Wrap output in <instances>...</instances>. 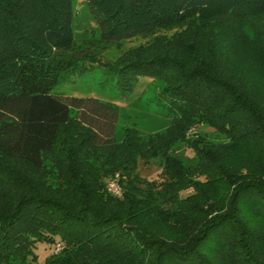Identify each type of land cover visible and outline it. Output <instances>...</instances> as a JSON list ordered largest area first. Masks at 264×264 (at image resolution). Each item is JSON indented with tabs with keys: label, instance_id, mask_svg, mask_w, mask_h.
<instances>
[{
	"label": "trees",
	"instance_id": "obj_1",
	"mask_svg": "<svg viewBox=\"0 0 264 264\" xmlns=\"http://www.w3.org/2000/svg\"><path fill=\"white\" fill-rule=\"evenodd\" d=\"M87 5L106 44L192 25L162 48L99 63L123 92L140 77L162 80L172 126L117 143L115 105L51 94L99 61L74 39L72 0H0V264H39L38 243L60 247L44 264H264V89L210 49L215 30L237 25L264 55V0ZM213 11L224 21L200 26ZM199 125L224 141L188 139ZM240 147L255 153L242 168L227 160ZM55 150L59 188L49 189L37 174ZM156 159L158 180L141 178L138 163ZM115 174L120 196L102 182Z\"/></svg>",
	"mask_w": 264,
	"mask_h": 264
},
{
	"label": "rangeland",
	"instance_id": "obj_2",
	"mask_svg": "<svg viewBox=\"0 0 264 264\" xmlns=\"http://www.w3.org/2000/svg\"><path fill=\"white\" fill-rule=\"evenodd\" d=\"M72 7L74 13V39L79 47L84 50L89 49L99 58V61L94 64L88 60L85 61L83 65L87 70L83 74L70 76L67 80L55 86L51 94L64 98H91L115 105L119 112L115 126L117 143L122 142L126 132H135L141 136L168 133L173 123V115L170 113L167 103L159 98L165 83L158 78L140 77L131 91L123 92L116 88L113 76L107 74L99 63H113L122 58L124 54L138 49H140V52L143 50L149 52L148 49L151 47H161L158 44L160 41H167V43L176 41L179 37L186 36L185 33L190 31L192 25L158 30L152 34L139 35L122 40L119 43L106 44L101 40V29L97 19L88 8L87 0H72ZM217 14L216 11L207 13L205 23L200 22L199 25L207 29V25L211 22L216 24L217 21H224L220 17L221 15L218 16L219 14ZM229 24L234 25L232 22H229ZM243 27L235 25L236 29L215 30L214 45L210 49H215L222 65L225 64L229 70L239 73L246 80L255 81L259 88L264 89V55L259 52L256 44L253 43L252 35L246 26ZM177 46L181 47L180 44H177ZM67 129L71 131L70 127ZM186 137L188 139L210 138L212 141H224L222 135L216 134L205 125H199L195 128L194 126L190 127ZM177 145L179 146L178 150L184 153V156L193 157V151L189 146H185L183 143ZM55 152L56 150L46 154L44 173L42 176L37 174L38 177L43 178L41 183L49 189L59 188L57 172L49 161L54 158ZM254 156L255 153L252 150L240 147L230 151L227 160L234 167L242 168L246 164L245 161L251 160ZM10 166L17 167L28 177L33 176L32 173L25 172L17 164H10ZM160 169V162L156 159L146 165L139 162L137 172L141 178L156 181ZM116 180L117 174L102 177L104 188L106 187L108 193H110L107 189L108 183L111 181L117 183ZM191 193L192 190L182 193V196ZM59 250L60 247L38 243L34 253L37 262L44 264V260L48 256L57 253Z\"/></svg>",
	"mask_w": 264,
	"mask_h": 264
},
{
	"label": "built area",
	"instance_id": "obj_3",
	"mask_svg": "<svg viewBox=\"0 0 264 264\" xmlns=\"http://www.w3.org/2000/svg\"><path fill=\"white\" fill-rule=\"evenodd\" d=\"M107 189L111 194H113L115 196L121 195L120 188L118 187V185L115 181H111L110 183H108Z\"/></svg>",
	"mask_w": 264,
	"mask_h": 264
}]
</instances>
